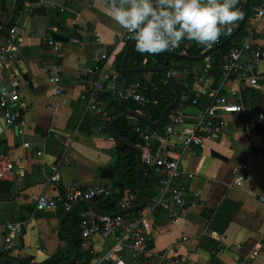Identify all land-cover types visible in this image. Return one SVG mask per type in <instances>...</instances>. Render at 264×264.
<instances>
[{
  "label": "crops",
  "instance_id": "1",
  "mask_svg": "<svg viewBox=\"0 0 264 264\" xmlns=\"http://www.w3.org/2000/svg\"><path fill=\"white\" fill-rule=\"evenodd\" d=\"M55 1L64 9L62 13L59 10L27 12L22 10L20 1L0 0V26H16L25 37L17 59L10 65L11 71L0 66L2 83L9 86L13 78L18 80L16 89L27 108L26 127L22 133H18L16 128L6 127L0 109V153L10 155L22 167V173L14 180L0 183V219L24 225L23 233L17 235L14 251L0 252V259L10 258L18 264L28 261L39 264L36 259L43 256L48 259L40 264H45L55 255L65 261L72 257L59 230L64 213L36 210V202L41 195L54 197L63 192L62 188L50 184V165L60 163L63 185L75 182L83 188L106 185L112 196L119 193L116 185L121 172L128 166L129 151L135 154L137 170L136 152L114 140L107 129L112 119L126 112L117 113L121 106L116 96L122 85L109 83L97 108L89 109L86 91L95 76L82 77V73L96 66L104 72L122 73V61L130 44L121 39L125 29L96 6L94 0ZM246 2L238 0L236 5L242 4L243 14ZM260 5L251 8L250 16L248 7L247 20L240 31L244 34L251 32L255 48L261 51L260 63L254 72L256 84L250 86L235 77L223 81L219 67L208 59L186 69L206 70L208 81L204 90L207 93L201 96L197 107L181 98L169 116L181 115L185 122L193 123L216 91L227 97L238 93L244 113L221 115L220 119L226 123L224 134L206 139L202 149L193 148L186 159L179 161L181 174L174 184L183 189L194 204L177 222L165 214L148 219L144 231L151 242L141 264H165L164 259H185V264H264V133L251 135L257 127L258 115L264 113V17L256 19L254 16ZM242 19L243 15L229 27L237 29ZM51 33L64 36L69 41L50 46ZM104 53L107 60L98 62V57ZM178 54L182 53L179 51ZM119 58L120 71L117 70ZM149 58L150 62L147 64L144 60L143 66H155V57ZM131 62L130 52L126 68H135ZM174 67L172 65L168 70L175 72L173 81L189 90L181 96L197 93L200 88L197 78L201 73L186 75ZM153 74L144 73L143 79L149 82ZM53 76L60 77L61 84L51 82ZM138 78L135 80L142 77ZM58 90L61 92L57 93ZM127 122L133 127H147L155 133L151 140L155 153L171 160L178 159L181 137H165L161 135L162 129L153 130L155 128L131 118H127ZM116 124L114 131L129 145L138 147L123 137ZM25 143H29L28 148ZM120 145L128 150L120 153ZM243 166L247 167V179L238 185L235 178ZM142 169L143 166L141 173ZM104 171L109 172L108 177H103ZM142 189L145 194L156 192L157 195L159 184L154 190L146 189L142 184ZM124 193L130 194L119 201L132 198L136 206L141 204L138 187L137 194L130 190ZM84 208L87 206H80L73 215ZM65 222V233L75 245L66 231ZM68 227L72 229L70 224ZM3 233L4 229L0 228V239ZM92 245L98 255H103L114 248L115 239L103 241L96 236ZM257 250L259 253L254 256ZM119 255L125 264H134L129 251ZM75 264H80L79 257Z\"/></svg>",
  "mask_w": 264,
  "mask_h": 264
},
{
  "label": "built area",
  "instance_id": "2",
  "mask_svg": "<svg viewBox=\"0 0 264 264\" xmlns=\"http://www.w3.org/2000/svg\"><path fill=\"white\" fill-rule=\"evenodd\" d=\"M19 1L22 3V10L27 12L59 10L62 13L64 11L55 0H11L13 3ZM238 8L242 12V4ZM254 16L256 19L264 17V4L260 5ZM236 24L238 25L239 22ZM131 35V33L124 30L121 35L122 41L126 44L131 43L133 41L130 38ZM24 40V33L18 27L0 26V66H5L11 71L10 65L17 59L18 50ZM192 42L194 41H182L179 47L168 52L179 53L183 47ZM48 44L54 47L57 46V43L52 40ZM216 44L219 45L221 42L218 40ZM107 58V54L104 53L98 57V62L107 60ZM260 59L261 51L259 48H255L252 33H246L240 45L234 46L223 56L219 65L221 78L223 81H227L235 77L239 81L253 86L257 82L254 72L258 68ZM195 73H201L197 78L200 86L198 92L192 93L189 97L181 96V98L191 101V105L197 107L200 105L201 96L207 93L204 86H206L208 80L204 68L185 69L183 71V74L186 75H195ZM174 75L175 72H168L169 77L172 78ZM84 76H95L90 88L86 91L89 109L97 108L109 83L122 85L116 96L118 103L132 102L140 107H146L149 103L144 95V87L138 83L127 86L121 72L108 73L96 66L82 73V77ZM51 82L59 85L61 79L58 76H53ZM16 87H18L16 78L10 81L9 86L2 83L0 79V109L6 127L16 128L18 133H22V129L26 127L25 112L27 108L21 101ZM60 92V90L57 91V93ZM240 100L238 93H233L232 96L227 97L220 94V91H216L215 94H211L210 103L202 108L200 115L193 123L185 122L181 115L169 116L162 127L161 135L168 138L175 136L182 138V148L178 159L171 160L163 154L155 153L151 148V140L154 138L155 133L147 127L140 125L134 127V133L139 141L138 147L141 150V165L146 172L153 169L156 174L161 176L159 193L147 199L145 206L139 210L134 209L136 204L132 198L119 201L120 211L132 210L116 217L99 215L89 207L78 210L77 217L82 239L79 249L80 264H125L119 255L123 251L130 252L134 264L143 262L148 254L151 242L149 235L144 231L148 219L157 214H165L171 221L177 222L181 215L194 204L185 191L174 184V181L181 174L179 161L186 159L193 148L202 149L206 139L224 134L226 123L220 119V116L243 114L244 107ZM98 130H101V128ZM261 133H264V113L258 115L257 127L251 131V135ZM24 146L28 148L29 143H25ZM59 169V162L50 165L49 181L53 186L62 188L63 192L54 197L41 195L36 202L37 211L66 213L80 201H93L94 199L112 196L111 190L106 185L91 188H83L78 182L63 185ZM21 173L22 167L10 155L0 153V183L12 181ZM246 174L247 167L243 166L235 178V183L238 185L245 183ZM0 228L4 229L0 239V252L11 253L15 249L17 235L24 231V225L22 223L3 222L0 219ZM96 236L103 241L114 238V248L106 254L98 255L92 245V241ZM262 248L264 249V246ZM258 253V250L254 251L253 255L257 256ZM164 262L165 264H185V259H164Z\"/></svg>",
  "mask_w": 264,
  "mask_h": 264
},
{
  "label": "clouds",
  "instance_id": "3",
  "mask_svg": "<svg viewBox=\"0 0 264 264\" xmlns=\"http://www.w3.org/2000/svg\"><path fill=\"white\" fill-rule=\"evenodd\" d=\"M131 33L141 54H160L195 41L211 47L243 15L238 0H94Z\"/></svg>",
  "mask_w": 264,
  "mask_h": 264
},
{
  "label": "trees",
  "instance_id": "4",
  "mask_svg": "<svg viewBox=\"0 0 264 264\" xmlns=\"http://www.w3.org/2000/svg\"><path fill=\"white\" fill-rule=\"evenodd\" d=\"M258 4H264V0H250V7L248 10V15H251V8L254 7L255 5ZM240 20V19H239ZM236 29L231 28L230 31H227V34L221 35L220 38L218 39L221 43H223L225 40H227L235 31ZM244 31L240 32L236 38L227 46L223 47L222 49L213 52L209 57L204 59L206 61L207 59L212 61L215 66L219 67V65L222 62L223 56L227 54L234 46H239L241 43V40L244 36ZM218 44L216 42L212 44L211 47H206V46H201L197 44L195 41L192 43H189L185 47H183L180 50V53L192 57V58H198L201 55H203L206 51L209 49L216 47ZM131 58H132V65L134 64V67H142L144 60H147V64L150 62L149 56L146 54H141L136 51V49H133L131 51ZM155 61L154 65L157 67H162L166 71L170 69L172 65H174V69L178 70L180 72H183L187 68H191L193 66L198 65L199 63L203 61H183V60H175V59H170L167 57H155L153 59ZM120 65H121V58L117 61V70L120 71ZM169 72V71H168ZM123 74L124 77V82L127 86L132 85V84H141L144 87V95L147 97L149 100V103L146 107H140L139 105H136L132 102H125V103H119L120 104V109L118 110V114L127 111V110H133V111H138L141 112L146 119L152 121V122H157L163 111L175 100V93L170 86L169 83H167L166 79L164 76L160 73H154L152 75V78L149 82H147L145 79H143L142 74ZM141 76L142 78L140 80H135V77ZM191 79V77H189ZM181 94L184 92L188 93L189 90L181 87L179 84L177 85ZM190 102H187L188 104ZM117 130L123 135L124 138L128 139L133 145L139 144L138 139L134 133V127L129 125L127 122V119L121 120L117 124ZM159 129H153V130H161ZM120 153H123V150H128L125 149L123 146L120 145ZM122 151V152H121ZM127 168V169H126ZM126 171H122V175L120 176V181L118 180V184L116 185L119 191V193L116 195H113L109 198H99V199H94L93 201L98 203V206L100 209H102L105 213L108 214H115L118 211V202L119 200L125 199L128 194L130 193H124L125 190H130L137 194V183L135 179V171H136V161H135V154L133 152L129 151V156H128V166L126 167ZM142 181L144 188L152 189L154 190L156 186L159 184L161 177L157 175L153 169L145 172V169H142L141 173ZM125 180H129L126 181ZM147 197L150 198L154 195L155 193H146ZM99 200H105L102 203ZM61 213V212H60ZM68 224L72 226V229L68 227ZM65 227L66 231L68 232L71 240L73 243L80 248L82 239L79 238L80 236V223L77 217V213L73 215L71 218L67 219L65 222ZM65 259L63 257H58V255L53 256L48 262L45 264H60L64 262ZM22 264H32L31 262H22Z\"/></svg>",
  "mask_w": 264,
  "mask_h": 264
},
{
  "label": "water",
  "instance_id": "5",
  "mask_svg": "<svg viewBox=\"0 0 264 264\" xmlns=\"http://www.w3.org/2000/svg\"><path fill=\"white\" fill-rule=\"evenodd\" d=\"M249 2L250 0H247L246 4H245V8H244V14H243V19L239 25V27L234 31V33L227 39L225 40L223 43L217 45L216 47H213L211 49H209L208 51H206L203 55H201L198 58H192L189 56H186L184 54H178V53H170V52H163L160 54H146L149 57L153 58V57H167L170 59H175V60H183V61H202L204 59H206L207 57H209L213 52H216L220 49H222L223 47L229 45L234 38H236V36L239 34V32L243 29L246 20H247V10L249 7ZM51 39L54 42H68L69 39L61 36L57 33H51ZM135 47L134 45V41H132L126 49L125 52V56L124 59L122 61V65H121V71L122 73H134V74H144V73H160L164 76V78L166 79L167 83L170 84V86L172 87L174 93H175V100L163 111L160 119L157 122H152L148 119H146V117H144L141 113L138 112H134V111H126L125 113L121 114L120 116L112 119V121H110V123L107 125V129L110 132V134L112 135V137L114 138V140L118 141L119 143L123 144L124 146L130 148L131 150H133L134 152H136L137 154V170H136V179H137V187H138V192L141 198V204L136 206L134 209H142L147 201V197L146 194L144 193L143 189H142V184H141V150L139 147L137 146H132L129 145L126 141H124L123 138H121L117 132L114 131L113 127L114 125L124 119H134L136 121H138L139 123L143 124V125H147L150 126L152 128L158 129L164 126L167 118L169 117V115L174 111V109L178 106L180 100H181V92L179 90V88L177 87V85L175 84V82L173 81V79L171 77L168 76V71H166L164 68L161 67H155V66H143V67H137L134 69H128L126 68V61L127 58L131 52V50ZM0 133H1V124H0ZM108 171H104L103 173V177H108L109 175ZM82 205H86L87 207L91 208L92 210H94L97 214L102 215V216H109V217H116L122 214H125L128 211H119L115 214H106L104 213L99 207H97L95 205V203L93 201H80L79 203H77L76 205L73 206V208L69 211L64 213V215L61 217L60 223H59V230L61 235L64 237V239L66 240L67 245L69 246L71 252H72V257L66 261H64L61 264H75L78 260L79 257V249L78 247H76L75 245L72 244V242L70 241V239L68 238L67 234L65 233V229H64V222L67 218H69L70 216H72L77 209L82 206ZM48 259L47 256H43L40 257L38 259H36V263H43L44 261H46ZM3 263H9V264H18L16 263L14 260L10 259V258H3L0 259V264Z\"/></svg>",
  "mask_w": 264,
  "mask_h": 264
},
{
  "label": "rangeland",
  "instance_id": "6",
  "mask_svg": "<svg viewBox=\"0 0 264 264\" xmlns=\"http://www.w3.org/2000/svg\"><path fill=\"white\" fill-rule=\"evenodd\" d=\"M138 77H140V76H137V79H139Z\"/></svg>",
  "mask_w": 264,
  "mask_h": 264
}]
</instances>
